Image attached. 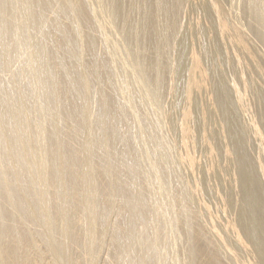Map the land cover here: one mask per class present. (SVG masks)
<instances>
[{
  "label": "bare ground",
  "instance_id": "1",
  "mask_svg": "<svg viewBox=\"0 0 264 264\" xmlns=\"http://www.w3.org/2000/svg\"><path fill=\"white\" fill-rule=\"evenodd\" d=\"M179 1L0 0V264H231L232 259L241 264H264V196L260 195L264 190L260 189V181L258 183L249 175L246 158L238 155L236 161L241 179H233L234 182L240 180V191L249 196V202H240L236 183L233 186L238 188L234 189L237 191L231 190L237 199L234 194L233 198L227 197L231 190L225 193V199L224 194L221 196L227 203L225 207L236 201L241 203L237 216L232 213L234 217H231L227 212L229 218L225 212L229 219L220 222L206 201L197 209L198 204L194 206L189 193V196L182 193L181 187L189 189L190 194L196 193L198 182L192 184L194 186L188 184L185 189L177 173L170 175L167 172L169 165L166 166L162 159L170 154L165 152L163 156L166 147L163 150L160 145L167 139L163 137V142L149 146L147 141L151 136L142 129L143 120L141 122L137 115L139 103V111L142 109L143 112L147 99L143 100L145 103L137 99V103L134 92L129 93V82L122 78V72L129 69L132 76L128 75L133 77L134 85L145 88L141 93L149 101L154 99L156 102L160 85L164 86L168 81L162 82L163 71L171 78L175 69V66L169 68L167 65L166 60L174 55L168 58L164 47L170 46L169 39L177 32L175 14ZM224 1L206 0L207 13L216 20L212 25L216 26L218 39L235 47L232 56L237 64L241 65L240 57L244 55L264 80V0H249L255 1L251 22L255 25V33L251 29L253 26L246 28L242 23L247 17L238 18L235 9ZM134 12L138 17L133 15ZM130 16H135V21L132 22ZM164 22L166 29H161ZM115 34L128 44L126 56L120 55L117 60L114 58L118 52ZM194 50L188 53L190 66L186 72L184 106L177 123L181 151L179 156L176 154L181 163L187 164L185 171L189 170L191 174L195 162L191 154L193 149L190 151L195 128L192 127L191 98L195 92L208 91L206 88L210 86L209 70ZM245 57L243 62L246 60L247 66ZM242 67L234 69L245 92L247 85L243 74L247 71L244 69L243 73ZM223 78L219 80L223 82ZM236 83L229 85L230 92L234 93L239 107H244L241 87ZM149 86L153 87L151 93ZM223 86L225 84L220 87ZM219 93V103L224 109L220 110L226 113L228 130H234V119L238 116L235 114L236 118H232L235 111L230 113L226 93L223 90ZM202 106L199 112L205 126ZM213 106L212 110L217 105ZM129 117H132L138 134L133 130L131 135L130 129L122 125ZM253 121L244 126L251 130L258 143L255 169L258 168V179L262 178L264 184V161L260 156L264 154L259 153L264 149V139L257 121L256 124ZM238 128H235L236 132L241 131ZM202 132L203 144L212 157L214 148L209 142L210 137ZM233 136L232 140L238 141ZM158 138L155 140L159 142ZM224 139L220 141L224 148L220 147L224 149L222 154L227 162L230 157L232 159L229 148L233 145L228 148L229 138ZM169 145L166 151L170 149ZM235 150L239 151L240 147H234ZM154 155L160 156V160ZM257 172L251 170L255 175ZM225 207L223 209H228ZM232 209L237 211L233 205L230 211ZM222 215L225 219L224 212ZM241 254L247 258L243 263Z\"/></svg>",
  "mask_w": 264,
  "mask_h": 264
},
{
  "label": "rangeland",
  "instance_id": "2",
  "mask_svg": "<svg viewBox=\"0 0 264 264\" xmlns=\"http://www.w3.org/2000/svg\"><path fill=\"white\" fill-rule=\"evenodd\" d=\"M135 1H133V3H134ZM184 2V3H183ZM192 2H196L197 4H194V3H192ZM234 3V4H232V5H234L233 7H232V5H230V3ZM247 2V3H246ZM252 2V3H251ZM182 3V4H181ZM207 2H206V0H188V1H186V0H181V2L179 1V6H177V5H175V7L173 6V10H174V12L176 11V10H178L177 11V15L175 14V18H176V25H177V32H176V34H174V35H172L171 37H170V39H169V43H170V46H169V44H168V50L166 49L167 47L165 46L164 48H165V52H166V55H167V57L169 58V57H171L172 55H174V56H172L171 58H167L168 59V61L166 60V62L168 63L167 65H169V68L171 67V65H172V67L173 66H175L174 68L175 69H173V75H172V77L171 78H169V76H168V73L166 72L165 73V71H163V76L164 77H162V82H166L167 80L168 81H170V82H166L165 83V85L163 86V85H160V87H159V96L158 97H155L156 99H155V101L157 102V104H156V102H154V99H153V101H149L148 100V98H146V96H145V94H143V93H141L142 92V90H145V88H142V86L140 87V88H138L136 85H134V79H133V77H130V76H132L131 74H132V72L130 73V71H129V69H128V71L126 70V71H123L122 72V74H123V76H122V78H125V80L126 81H128L129 82V84H130V91H129V93L131 92L132 93V91L134 92V93H132L133 94V96H134V98H136V102L138 101V100H140L139 102H141V101H143V100H148V102H147V100L145 101L146 103H147V106L146 105H144L143 106V104L145 103L144 101V103H142L141 105L143 106V107H145V108H143V112L141 111H139V109H140V103H139V108H138V112H137V115L139 116V118H140V120L142 119L143 120V122H142V120H141V122H142V124H143V130L145 129V132H147V134L149 135V136H151L150 138H148V141L147 142H149L148 144H149V146L151 145H154V144H159L160 142H163L161 139H163V137L165 138V140L167 139V142L170 144L169 145V147H170V149H168V151H166V149H167V142L165 141V143L163 144V143H161L160 145L162 146V148H163V150L165 149V147H166V149L163 151V153H164V155L163 156H165V152H168L170 155H168L167 157H163V159L162 160H164V162H165V165L167 166V165H169V167H168V171L167 172H169L170 173V175H172V173L174 172V174H178L179 175V178L180 179H182V183H184V185H185V189H186V187L188 188V184H189V186H194L197 182H198V186L197 187H199L198 189H197V191H196V193H197V195H196V193L195 192H191V194H190V192H189V189H186V190H188V192L186 191V190H184V186H183V184H182V186L183 187H181V185H177V187L178 186H180L181 187V190H182V193H185V195H186V193H187V196H189L190 195V198L192 199V202L194 203L193 205L194 206H196L197 204V206H196V208L198 207L199 209L201 208V206H200V204H202V203H205L204 201H206V205L208 204V206H209V208L210 207H213V209H212V212H214V210H215V212H214V214L211 212V210H210V212H211V214H213V216H217V218H218V221H222V222H224V220H226L228 217L230 218V214H231V217H232V215L233 214H235L236 216H237V214L236 213H238V211H239V207H240V204L242 203L243 204V202H244V204L245 203H248L249 201H248V195H243V193H242V191H240V180L239 179H241L240 177H241V171H240V169H239V165H238V162L236 161L237 160V158H238V155L240 154V155H243L242 157L243 158H246L245 160H246V162H247V166H248V168H247V170H250V173H251V170H252V172L254 171H256L257 172V170H258V168H257V170L255 169L257 166H256V164H255V162H256V155H258V152H256V150H258V145H256V143H257V141H256V139L254 138V137H252V132H251V130L248 128H245L246 126H249L248 124H250L252 121H253V119H256V120H254L255 121V124H256V121H257V123L258 124H256L257 126H259L258 128L261 130V133H262V135H263V138L262 139H264V119H263V112H264V105H262V104H264V80H263V78H261V76L258 74V72H256L255 71V69H253L252 67H251V62L249 61V59L248 58H246L244 55V57L246 58V59H248V64H249V62H250V64H249V68H248V64H247V66H245L246 65V60H244L245 62H243V56L241 55V57H240V59H241V65L240 64H237L236 63V60H235V58H234V56H232L233 54H232V50L234 49L235 50V47L234 46H232V45H230L229 43L227 44V42H221V39L219 38L218 39V33H216V31L215 30H217L216 29V26H214L215 24H216V20H215V18L214 17H212V15L211 14H209V13H207V11H208V6H207V4H206ZM224 3L227 5V6H230L231 8H234L235 9V12H236V16L239 18L240 17V19L242 18V20H243V18L244 17H247V18H245L244 19V22L242 21V23L245 25V27L246 28H251V26H253V28H251L252 29V31L255 33L256 31H254L253 29H254V24L253 23H251V22H253L252 21V19H253V16H254V12H253V6H254V3H255V1H249V0H225L224 1ZM243 3V4H242ZM249 3V4H248ZM134 4H136V2L134 3ZM187 4V5H186ZM203 4V5H202ZM127 5H128V3L126 4V7H127ZM182 5V6H181ZM199 5V6H198ZM247 5V6H246ZM250 5V7H248ZM179 8V9H176L175 10V8H177V7ZM181 6V7H180ZM202 6V7H201ZM187 9V10H186ZM241 9H242V13H243V15H242V13L240 12L241 11ZM246 9H248V11L249 12H247V10ZM202 10H203V12H202ZM244 10H245V12H244ZM251 12H252V14H251ZM191 13V14H190ZM203 15H202V14ZM239 13V14H238ZM247 13H249V14H247ZM131 14H132V12H131ZM130 14V15H131ZM135 14V16L136 17H138L137 16V14L138 13H133V15ZM188 14V15H187ZM241 14V15H240ZM245 14V15H244ZM188 17H187V16ZM135 16H130L132 19H131V21L133 22V21H135V20H133V19H136V18H134ZM209 19V20H205V19ZM248 18L250 19V20H248ZM189 19V20H188ZM196 19V20H195ZM213 19V20H212ZM138 20V19H137ZM195 20V21H194ZM247 20V21H246ZM190 21V22H189ZM198 21V22H197ZM204 21H205V23H204ZM245 21H246V23H245ZM263 21H264V19H263ZM162 22H160L159 24L160 25H162L161 24ZM180 24V25H179ZM192 24V25H191ZM196 24V25H195ZM202 24V25H201ZM212 24H214V25H212ZM164 25H165V22L163 23V26H160V28L162 27H164ZM194 25V26H193ZM205 25V26H204ZM263 25H264V23H263ZM197 26V27H196ZM199 26V27H198ZM249 26V27H248ZM184 29H183V28ZM186 27V28H185ZM190 27V28H189ZM161 28V29H162ZM199 28V29H198ZM206 28V29H205ZM164 29H166V27H164ZM163 29V30H164ZM186 29V30H185ZM189 29V30H188ZM195 29V30H194ZM192 30V31H191ZM194 30V31H193ZM198 30H202L201 32H199ZM165 31V30H164ZM163 31V32H164ZM179 31V32H178ZM185 32V33H182V32ZM189 31H191V32H189ZM205 31H207L208 32V34H207V32H205ZM182 33V34H181ZM191 33V34H190ZM197 33H199V35L197 36ZM201 33V34H200ZM203 33H204V35H203ZM185 34V35H184ZM190 34V35H189ZM193 34H195V35H193ZM177 35H178V38H177ZM184 37H183V36ZM116 34L114 35V37L113 38H115V40H116V43L115 44H117V47H118V49L116 50V51H118L117 53L119 54V56H118V54L116 53V54H114V58L117 60V58H119L120 57V55H122V57H125L126 56V53H127V51H126V46H128V44L127 45H125L126 44V42H124L123 41V38L122 37H119L118 38V36H116ZM191 36V37H190ZM183 37V38H182ZM187 37V38H186ZM185 38V39H184ZM190 38V39H189ZM214 38V39H213ZM186 39H188L187 40V42H186ZM216 39V40H215ZM170 40H171V42H170ZM185 40V41H184ZM192 40H193V42H192ZM215 40V41H214ZM218 40H220V41H218ZM173 41V42H172ZM191 41V42H190ZM208 41V42H207ZM115 42V41H114ZM199 42V43H198ZM216 42V43H215ZM178 43H179V45H178ZM225 44V45H223L222 46V44ZM181 44H183V45H181ZM201 44V45H200ZM227 44V45H226ZM178 45V46H177ZM182 46V47H181ZM185 46H186V48H185ZM188 46V47H187ZM199 46V47H198ZM208 46V47H207ZM226 46V47H225ZM232 46V47H231ZM173 47V48H172ZM178 47L180 48V49H178ZM230 47H231V49H230ZM188 48V49H187ZM171 49V50H170ZM192 49L194 50H197L196 51V53L197 54H199L200 55V57H201V60H203L202 62V64H203V66L205 67V69L206 70H209V71H207V79H208V81L210 82V84H208V83H206V86H207V84L208 85H210V86H207V88L206 89H209L208 91L206 90H204V91H201V94H199V92H195L194 94H192L193 96H192V98H191V109H192V113H193V126L192 127H195V128H193V130H194V144H193V146L192 147H190V151H191V154H192V158H193V160L195 161H193L194 162V172H192V174H191V172L189 171V170H186L185 171V169H188L187 168V164L186 163H184V162H182L181 163V161L180 160H178L179 158H178V156H179V154H178V152H180L181 151V149H179L180 148V137H178L179 136V133L177 134V132H178V130H177V123H178V120H179V117H180V113H181V109L183 108V106H184V91H185V82H186V79H187V75H186V72L188 71V67L190 66V63H189V54L191 53V51H192ZM199 49H202V50H199ZM208 49V50H207ZM167 50V51H166ZM178 50H180V51H178ZM191 50V51H190ZM194 50V51H195ZM124 51H126V52H124ZM173 51V52H172ZM206 51H207V53H206ZM120 52V53H119ZM175 52V53H174ZM177 52V53H176ZM183 52V53H182ZM168 53V54H167ZM189 53V54H188ZM125 54V55H124ZM170 55V56H169ZM203 55V56H202ZM211 55V56H210ZM214 55V56H213ZM217 56V57H216ZM221 56V57H220ZM117 57V58H116ZM204 57H206V58H204ZM188 58V59H187ZM209 58V59H208ZM211 58V59H210ZM173 61H172V60ZM186 60V61H185ZM210 60V61H209ZM171 63H170V62ZM177 61V62H176ZM183 61V62H182ZM217 61V62H216ZM174 62H176V63H174ZM181 62V63H180ZM219 62V63H218ZM232 62V63H231ZM189 63V64H188ZM207 63V64H206ZM242 63H243V66L245 67H242ZM118 64V63H117ZM132 64V63H131ZM178 64V65H177ZM188 64V65H187ZM212 64V65H211ZM219 64V65H218ZM179 67H177V66ZM216 65V66H215ZM183 66V67H182ZM186 66V67H185ZM188 66V67H187ZM206 66H208V67H206ZM210 66H211V68H210ZM242 67L243 69V73L245 72L244 71V69H246V71L247 72H245L244 74H243V76L246 78V80H245V82H246V85H247V88H246V90H245V92H244V90L242 89V87H241V84H239V83H241V81H239L238 79V76H237V73H236V69L238 68V67ZM171 67V68H172ZM214 68V70H213V68ZM128 68V67H127ZM215 68H216V70L217 71H215ZM221 68V69H220ZM233 68V69H232ZM234 68H236V69H234ZM179 69H180V71H179ZM187 69V70H186ZM211 69V70H210ZM250 69V71H251V73H250V71H248ZM232 70V71H231ZM174 71H176L175 73H174ZM178 71V72H177ZM231 71V72H230ZM235 71V72H234ZM255 71V72H254ZM125 72V73H124ZM181 72V73H180ZM209 72V73H208ZM212 72V73H211ZM213 72H215V73H213ZM219 72V73H218ZM177 73V74H176ZM247 73H248V75H247ZM254 73H255V75H258V76H255L254 75ZM130 76H129V75ZM165 74V75H164ZM222 74V75H221ZM249 74H250V76H249ZM253 76H252V75ZM219 75H221L220 77H219ZM234 75V76H233ZM218 76V77H217ZM231 76V77H230ZM127 77V78H126ZM129 77H130V79H129ZM224 77V78H223ZM252 77V78H251ZM254 77V78H253ZM131 78H132V80H131ZM221 78H223L222 80H223V82L221 81V80H219V79H221ZM256 78V79H255ZM171 79V80H170ZM206 79V80H207ZM217 79V80H216ZM226 79V80H225ZM250 79V80H249ZM112 81L114 80V78H112L111 79ZM251 82V83H249L248 84V82L249 81ZM261 80H262V82H261ZM112 81H110V84H112L113 85V82ZM115 81V80H114ZM221 82V83H218V82ZM233 81V82H232ZM162 82H161V84H162ZM227 82L229 83V84H227ZM231 82V83H230ZM235 82H237L236 83V85H238V86H240L241 87V89H240V93H241V95H242V98L244 97L245 98V100H244V98L242 99L243 101H245V102H243L242 104L244 105V107L242 106V107H239V103H238V101L237 100H235V96H234V93H232V92H230V91H232V88H230L229 87V85H231L232 83H235ZM239 82V83H238ZM115 83V82H114ZM163 83V84H164ZM212 83V84H211ZM215 83H217V84H219L220 86H222L223 84H225V86H223V87H220L219 85H217V84H215L216 85V88H215V85L214 84ZM223 83V84H222ZM258 84V85H257ZM168 85H169V87H168ZM228 85V86H227ZM250 85V86H249ZM162 86V87H161ZM217 86H219V89L217 88ZM249 86V87H248ZM261 86V87H260ZM137 87V88H136ZM150 87V86H149ZM209 87V88H208ZM211 87V88H210ZM229 87V88H228ZM142 88V89H141ZM164 88V89H163ZM167 88V89H166ZM171 88V89H170ZM177 88V89H176ZM223 88V89H222ZM253 88V89H252ZM146 89H148V88H146ZM151 89H152V91H153V87L151 88L150 87V90H149V92L151 93ZM174 89V90H173ZM254 89H255V91H254ZM147 90V91H148ZM214 92H212V91ZM215 90V91H214ZM220 90H223L225 93H226V97H227V101H228V104H229V111H231L230 113L232 114V112H234L233 114H232V118L234 119V118H236V117H234L235 116V114H237V116H238V118H236V119H234V130L233 129H231V130H228V125L226 124V122H227V120H226V118H225V111H223L224 109L222 108V106H221V104L219 103V95H220V93H219V91ZM169 91V92H168ZM177 91V92H176ZM209 91H211L210 93H209ZM218 91V92H217ZM139 92V93H138ZM204 92V93H203ZM208 92V93H207ZM247 92V93H246ZM249 92V93H248ZM256 94H255V93ZM137 93H138V95H137ZM176 93H178V94H176ZM207 95H206V94ZM232 93V94H231ZM203 94V95H202ZM142 96V98H141V96ZM165 95V96H164ZM172 95H173V97H172ZM182 95V96H181ZM198 95V96H197ZM261 95V96H260ZM138 96V97H137ZM217 96V97H216ZM230 96H232V97H230ZM172 97V98H171ZM258 97V98H257ZM145 98V99H144ZM171 98V99H170ZM200 98V99H199ZM208 98H210V101L212 102H210L209 101V99ZM138 99V100H137ZM182 99V100H181ZM233 100V101H232ZM234 100H235V102H234ZM255 100V101H254ZM207 101H209L208 102V104H207ZM232 101V102H231ZM149 102H150V104H149ZM151 102H153V104L151 103ZM138 103V102H137ZM206 103V104H205ZM209 103H211V104H209ZM245 103V104H244ZM261 103V104H260ZM162 104H164V105H162ZM203 106H202V105ZM202 106L201 108L203 109V110H205V119L204 120H206L205 121V126H203L202 125V116L200 115V106ZM205 105V106H204ZM213 105H217V106H215V108L213 109L214 111H216V112H212L213 110H212V108L214 107ZM249 105V106H248ZM259 105V106H258ZM160 106V107H159ZM238 106V107H237ZM157 109H156V108ZM159 107V108H158ZM246 107V108H245ZM146 108H147V110H146ZM169 108V109H168ZM198 108V109H197ZM211 108V109H210ZM243 108V109H242ZM245 108V109H244ZM261 108H263V109H261ZM144 109H145V111H144ZM207 109V110H206ZM220 109H223V110H220ZM250 109V110H249ZM160 112H159V111ZM163 110V111H162ZM209 110H211V111H209ZM220 110V111H219ZM242 110V111H241ZM243 110H245L244 112H243ZM218 111V112H217ZM222 111V112H221ZM261 111V112H260ZM164 112V113H163ZM168 112H169V114H168ZM149 113H150V115H149ZM229 113V112H228ZM243 115H242V114ZM166 114H167V116H166ZM195 114V115H194ZM250 114V115H249ZM165 117H167V118H169V119H167V118H165ZM175 115V116H174ZM198 115V116H197ZM247 115V116H246ZM249 115V116H248ZM262 115V116H261ZM160 116V117H159ZM161 116L164 118H161ZM172 116H173V118H172ZM197 116V117H196ZM222 116L224 117V119H222ZM252 116V117H251ZM253 116H255V117H253ZM253 118V119H252ZM165 119L167 120V121H165ZM237 119L239 120V123H238V121H237ZM250 119V120H249ZM260 119H263V120H260ZM156 120V121H155ZM249 120V121H248ZM171 121V122H170ZM214 121V122H213ZM253 121V122H254ZM263 121V122H262ZM168 122V123H167ZM235 122H236V124H235ZM157 123V124H156ZM159 123V124H158ZM166 124H167V126H166ZM171 124V125H170ZM226 124V125H225ZM237 124H239V125H237ZM122 125H124L125 127H127V128H129L130 129V133H131V135H132V133H133V130H135L134 131V133L136 134L137 132H138V129H134V124H133V119H132V117H129V121H127V123H124V124H122ZM198 125V126H197ZM220 125V126H219ZM232 125V126H233ZM243 125V126H242ZM244 125H246V126H244ZM203 126V127H202ZM216 126H218V127H216ZM239 128H243V129H239ZM241 126V127H240ZM174 127V128H173ZM197 127H199V129L197 128ZM133 128V129H132ZM201 128V129H200ZM203 128V129H202ZM219 128V129H218ZM220 128H221V130H220ZM223 128V129H222ZM226 128V129H225ZM235 128H238V130H241V131H238V132H236V129ZM156 129V130H155ZM197 129H198V131L200 130V132H198L197 131ZM207 129V130H206ZM248 130V131H247ZM149 131H151L150 133H148ZM202 131H204L205 132V134H206V137H210V138H208V139H210V143H211V145H213L212 147L214 148H212L213 150H212V157H213V154L215 153L216 154V157H215V155H214V161L212 160V157L209 155V150L207 149V147L203 144V140H202V136H201V134L203 133ZM221 131H223V132H221ZM243 131V132H242ZM250 131V132H249ZM153 132V133H152ZM207 132V133H206ZM139 133V132H138ZM137 133V134H138ZM219 133H221V135L219 134ZM224 133V134H223ZM228 133V134H227ZM236 133H239V134H237L236 135ZM153 134V135H152ZM243 134H245L244 135V137L241 139V137L243 136ZM161 137H160V136ZM212 135H213V137H212ZM224 135H225V137H224ZM233 135H235V138L238 140V141H233L232 139H234L233 137ZM249 135V136H248ZM153 136V137H152ZM229 136V137H228ZM233 136V137H232ZM237 136V137H236ZM254 136V135H253ZM158 137H160V138H158V140H159V142L158 141H156L155 139H157ZM167 137V138H166ZM240 137V139H238ZM250 137V138H249ZM169 138V139H168ZM217 138V139H216ZM224 138H226V139H228L227 140V142L226 143H228V144H230V145H228V148L231 146V145H233V148H229V150H230V155L232 156V159H231V157H230V159H228L227 160V162L228 161H230L232 164H229L230 162H226V157H224V154H222V153H224L223 151H224V149H221V147L220 146H222L223 145V143H221V142H223V140L222 139H224ZM151 139V140H150ZM212 139V140H211ZM226 139H224L225 141H226ZM231 139V140H230ZM170 140V141H169ZM174 140V141H173ZM229 140H230V142H229ZM173 141V142H172ZM221 141V142H220ZM241 141V142H240ZM244 141H246L245 143H244ZM232 142V143H231ZM237 142L239 143V145L237 144ZM151 143H153V144H151ZM176 143V144H175ZM179 143V144H178ZM203 145H202V144ZM215 143V144H214ZM220 143V144H219ZM243 143H244V145H243ZM237 144V145H236ZM258 144V143H257ZM175 145V146H174ZM215 146V147H214ZM244 146V147H243ZM257 146V147H256ZM204 147V148H203ZM219 147V150L217 149ZM223 147V146H222ZM234 147L236 148V147H240V150L242 151H238V150H235L234 151ZM250 147V148H249ZM256 149H255V148ZM262 147H264V140H263V146ZM194 148H195V150H194ZM224 148V147H223ZM241 148H243V149H241ZM215 149H216V152H215ZM237 149H239V148H237ZM172 150V151H171ZM206 150L208 151V152H206ZM218 150V151H217ZM238 151V152H237ZM262 151H264V149L262 148L261 149V152H259V153H262V154H264V152H262ZM244 152H245V154H244ZM248 152V153H247ZM241 153H243V154H241ZM255 153V154H254ZM167 154V153H166ZM176 154H178V156L176 155ZM194 154V155H193ZM223 155V158H222V156L221 155ZM208 155V156H207ZM251 155V156H250ZM175 156H177V157H175ZM200 156V157H199ZM209 156H210V158H209ZM233 156H234V158H236L235 159V163L236 164H234L233 165V160H234V158H233ZM253 156V157H252ZM262 158H263V161H264V155H260ZM154 157H157L159 160H160V156H158V155H154ZM175 157V158H174ZM197 157H199V158H197ZM208 157V158H207ZM252 157V158H251ZM157 158H155V159H157ZM255 158V159H254ZM165 159H167L168 160V162H167V160H165ZM172 159V160H171ZM208 159H209V161H208ZM250 159V160H249ZM210 160H212V161H210ZM253 160V161H252ZM217 161V162H216ZM249 161V162H248ZM255 161V162H254ZM199 162V163H198ZM202 162V163H201ZM221 162V163H220ZM254 164H253V163ZM211 163V164H210ZM225 163V164H224ZM185 164V165H184ZM196 164V165H195ZM210 164V165H209ZM212 164H214L213 166H212ZM222 164V165H221ZM253 164V165H252ZM171 165V166H170ZM184 165V166H183ZM233 165V166H232ZM250 166V167H249ZM251 166H253V167H251ZM172 167V168H171ZM174 167V168H173ZM184 167H186V168H184ZM201 167V168H200ZM223 167V168H222ZM230 167V168H229ZM237 169H236V168ZM224 170H222V169ZM226 168V169H225ZM232 168H233V170H232ZM252 168V169H251ZM175 169V170H174ZM197 169H198V171H197ZM228 169V170H227ZM255 169V170H254ZM171 170V171H170ZM177 170V171H176ZM208 170V171H207ZM213 170V171H212ZM216 170V171H215ZM237 170V171H236ZM212 171V172H211ZM226 171V172H225ZM172 172V173H171ZM186 172V173H185ZM190 172V173H189ZM206 172V173H205ZM225 172V173H224ZM232 173V174H231ZM237 173H238V175H237ZM249 173V172H248ZM249 173V175L252 177V178H254V180H256L257 182L258 181H260V189L262 188V190H264L263 188L264 187H262V185L261 184H263V182H261L262 181V178H261V176L259 177V178H261V179H258V175H260L259 174V171L257 172V175H255L254 173H251L250 174ZM176 174V175H177ZM183 174V175H182ZM214 174V175H213ZM224 174V175H223ZM229 174H230V177H229ZM253 174V175H252ZM216 175H217V177H216ZM234 175H236V176H234ZM199 176V177H198ZM205 177V178H204ZM223 179H222V178ZM228 177V178H227ZM235 177V179H237L238 177H239V179L237 180V182H234V180L235 179H233ZM193 179V180H192ZM207 179V180H206ZM186 180V181H185ZM209 180V181H208ZM225 180V181H224ZM228 180V181H227ZM233 180V181H232ZM218 181V182H217ZM223 181H224V183H223ZM236 181V180H235ZM231 182H233L232 184H231ZM256 182V183H257ZM216 183V184H215ZM219 183V184H218ZM236 183V185H234ZM181 184V183H180ZM192 184H194V185H192ZM223 184V185H222ZM229 184H231L232 186L234 185L235 187H239V189L238 188H234V186L233 187H231V185H229ZM258 184V185H259ZM197 185V184H196ZM263 186H264V184H263ZM176 186H175V188H177ZM224 187V188H223ZM228 187V188H227ZM231 188L234 190V189H238L239 191H235L236 193H238L239 192V194H237L238 195V197H240V195H241V197L239 198L240 199V204H239V202L238 201H236V203L234 202V204H232L233 205V208H234V211H236V212H233V209H232V211H230V208H232V205H226V207H225V204H227V203H224V201H222V197L221 196H223V194L225 195V193H227L229 190H231ZM180 188L178 187V190H179ZM222 189V190H221ZM226 189H227V191H226ZM184 190V191H183ZM180 191V190H179ZM225 191V192H224ZM261 192V191H260ZM188 193H189V195H188ZM203 193V194H202ZM262 193H263V195L260 193V195L263 197L264 196V191H262ZM200 194H202V196L200 195ZM228 195H227V197L229 196V197H231V198H233L234 196H233V194L235 195V193L234 192H232V190L230 191V192H228L227 193ZM230 194H232V195H230ZM195 195H196V197H195ZM212 198H210L209 196ZM242 195L244 196V199L243 200H245V198H246V201H241V198H243L242 197ZM201 196L202 198H204V200L202 199V198H199V197ZM216 196V197H215ZM207 197V198H206ZM221 197V198H220ZM225 197H226V195L223 197L224 199H225ZM209 198V199H208ZM234 198H236L237 199V196L235 195V197ZM196 199H198V201L196 200ZM205 199H207V200H205ZM220 199H221V201H220ZM250 199V198H249ZM199 200H201V201H199ZM203 200V201H202ZM210 200H211V202H213L212 204H210L211 202H210ZM213 200V201H212ZM262 200H263V202H264V199L262 198ZM197 201V202H196ZM202 202V203H201ZM215 202H216V204H215ZM197 203V204H196ZM221 204V203H223V204H221V205H219V204ZM237 203H238V205H237ZM211 205V206H210ZM219 205V206H218ZM234 205H236V206H234ZM225 207V208H228V209H223V207ZM228 206V207H227ZM242 206V205H241ZM217 208L218 207V209H215V208ZM230 207V208H229ZM197 208V209H198ZM236 208V209H235ZM211 209V208H210ZM221 210V212L223 213L224 212V217L225 216H228L227 218L225 217V219H223V215H222V213L221 212H219ZM222 210H224V211H222ZM227 210V211H226ZM218 213H217V212ZM225 212L227 213H229L230 212V214H228V215H225ZM233 213V214H232ZM218 214V215H217ZM220 215V216H219ZM220 217V218H219ZM233 217H234V215H233ZM205 220H206V217L204 216L203 217ZM228 218V219H229ZM219 223V222H218ZM242 256H240L241 258H240V260H241V262L243 263L247 258H246V255L245 254H241ZM230 261H232V262H230ZM229 262L231 263V264H235L236 262H234V260L232 259V260H230ZM236 264H241V263H236Z\"/></svg>",
  "mask_w": 264,
  "mask_h": 264
}]
</instances>
